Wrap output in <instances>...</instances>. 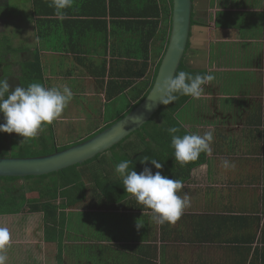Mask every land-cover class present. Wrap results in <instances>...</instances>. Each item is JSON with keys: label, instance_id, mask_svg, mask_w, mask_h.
<instances>
[{"label": "crops", "instance_id": "1", "mask_svg": "<svg viewBox=\"0 0 264 264\" xmlns=\"http://www.w3.org/2000/svg\"><path fill=\"white\" fill-rule=\"evenodd\" d=\"M169 2L71 0L61 18L53 0H0V78L12 89L22 86L24 64L39 62L43 86L70 87L71 101L80 102L75 109L83 110L82 118L72 116L71 121L89 122L86 136L94 134L102 129L106 107L126 112L135 92L149 87ZM215 2L194 1L197 23L185 60L191 71L214 79L178 115L190 134H214L211 151L202 152L186 173L183 166L195 162L182 164L173 158L175 172L170 168L165 174L182 180L178 194L190 197L180 219L158 224L152 210L132 194L100 208L98 181L103 188L122 180L115 158L124 150L108 151L85 166L88 176L97 174L92 182L85 180L91 185L88 196L64 211L49 232V242L42 213L0 216V227L10 234L3 250L7 264H264V0ZM110 83L115 85L112 91L123 89L116 100L107 98ZM69 113L65 108L55 121L58 126L52 125L56 141L57 135L68 133L64 114ZM135 152L127 151L133 160ZM224 160L235 167L225 169ZM164 167L157 170L162 175ZM36 215H41L43 237L36 232L38 224L30 221ZM137 222L144 226L137 229Z\"/></svg>", "mask_w": 264, "mask_h": 264}, {"label": "trees", "instance_id": "2", "mask_svg": "<svg viewBox=\"0 0 264 264\" xmlns=\"http://www.w3.org/2000/svg\"><path fill=\"white\" fill-rule=\"evenodd\" d=\"M166 1L167 0H161L163 6L166 5ZM167 5L169 7L164 8L167 25L165 26V30L161 29L160 31L161 45L156 40L155 51L157 52L158 62L155 70V75L151 78V83L149 87L145 85L139 92H135V96L131 98L133 105L128 109V111L123 112V110H121V107H119L118 109H114L113 105L106 107L101 117V130L94 134L88 135V138H78L73 142H69L68 144L66 143L63 147L60 148H58L57 146V142L55 140V133L51 124L46 125L43 129V131L45 132L46 127H50L48 135L43 134L42 136H40L41 134H37L34 139L23 140V137L19 135L16 138L10 139L8 135L6 136V134L8 133L0 132V157H36L42 155H49L56 151H63L65 149H68L69 147H72L74 145L82 143L83 141L88 140L97 133L112 126L114 123L118 122L123 117H125L135 107H137L148 96L149 92L151 91L155 82L159 66L161 64V60L165 54L168 45L172 22V0H170ZM162 22L164 23V20ZM196 23L197 22L194 20L193 13L192 27ZM190 48L191 43L189 42L185 59L183 60L179 71H185L193 75L207 74L206 72L191 71L186 65L185 60ZM37 63L38 64H36V62L24 64L21 77L22 87H27L30 83L33 82H39L44 85L41 64L39 62ZM144 66L148 68L147 64H144ZM138 77H144V75ZM131 85L132 83H129V86ZM113 86H115L113 83L108 84V91L111 89V87L114 88ZM122 90L123 89H120L118 91L110 90L109 92H107V98L109 100L118 99L121 95H123ZM191 98L192 97L190 96H179V98L175 102L169 105H163L158 111V113L147 124H145L141 129H139L135 133L131 134L120 144L113 147L110 152L114 153L117 149H120L119 147H122V149L124 150L122 154L116 156V162L120 163L124 160H131L132 164L130 165V168L134 167V170H136L138 173L141 172L145 166L151 168L152 172L155 173L157 169H155V167L151 165L150 161L144 165L140 163L141 158H143L144 156H148L152 159H157L158 162L162 163V165L165 166L163 169V175H165L170 168H173L175 172V168L173 166L174 151L171 146V139L172 135H178L182 137L185 134H190L189 131L185 130L184 127L178 121V115L180 111L184 108V106L191 100ZM171 127L179 128V132L170 135L168 129ZM128 150L132 152L136 151L135 154L138 153V156L136 155L137 159L133 160L131 157H129L127 153ZM99 158L100 155L94 158L93 160L86 162L83 165H76L68 169L42 177H26L23 179L13 177H0V216L18 215L21 213H42L44 216V225L46 227L45 239L47 240V242H49V232H51L54 227H57L60 217L64 213V211H66L67 209H73L78 207L80 203H82L87 198L89 187L91 185H88L85 180L88 178L90 179L89 181L92 182L94 175L97 174L88 176L85 172V166L89 165L90 163H94ZM194 162L195 163L193 164H187L188 168L183 166V171L185 173L186 171H190L198 163L196 161ZM176 172L181 173L182 171ZM50 177H52L53 180L52 182L48 181L47 186L42 187L41 184L38 185L39 181L43 179H48ZM19 180H24V182H32L33 180H35V182L32 183V185H24L22 188L14 187L13 183ZM105 186L106 187L102 188L100 185V181H98L97 189L95 190V192H98L100 190L98 194L103 199V204L99 206L100 208L109 207L106 205V203H111L112 205H114L116 202H118L119 200L122 201L125 197L128 196V194H130L127 193L125 188L123 187L122 180H120L118 185L114 182H109ZM42 190L44 192H41ZM36 191H39L40 193V201L33 202V204H28L29 201L27 200L26 195L28 193H34ZM91 200V203H93V196ZM91 206L92 208L96 207L95 205Z\"/></svg>", "mask_w": 264, "mask_h": 264}, {"label": "clouds", "instance_id": "3", "mask_svg": "<svg viewBox=\"0 0 264 264\" xmlns=\"http://www.w3.org/2000/svg\"><path fill=\"white\" fill-rule=\"evenodd\" d=\"M71 0H53L52 6L56 14L63 17V9L70 7ZM212 74H196L185 71L166 76L155 86V93L159 97L158 103L169 105L179 96H190L199 99L205 94V86L213 81ZM73 99V92L67 85L62 88L45 87L39 82L30 83L27 87L11 88L7 79H0V132L16 133L25 139H34L43 131L46 125L61 117V114ZM146 108L151 110L152 106ZM169 134L179 132V128L171 127ZM214 139L212 132L185 134L182 137L172 135L171 146L174 149L175 161L182 164L198 159L202 152H210V145ZM151 163L155 169H162V163L157 159L144 156L140 159L142 165ZM131 160H124L116 165L115 171L122 177L123 187L132 194L138 203L143 204L153 212L152 219L158 224L175 223L180 219L184 210L190 206L187 193L179 195L184 183L179 179H170L162 175L161 171L152 172L145 166L141 172L130 168ZM223 167H235L228 160L223 161ZM136 224L137 229L142 228ZM10 244V234L6 227H0V264H7L8 257L3 250Z\"/></svg>", "mask_w": 264, "mask_h": 264}, {"label": "water", "instance_id": "4", "mask_svg": "<svg viewBox=\"0 0 264 264\" xmlns=\"http://www.w3.org/2000/svg\"><path fill=\"white\" fill-rule=\"evenodd\" d=\"M193 0H172L171 32L154 85L148 96L131 112L90 139L63 151L36 157H0V177H42L85 164L110 151L147 124L161 109L155 86L166 76L178 73L191 38ZM151 105V110L146 108Z\"/></svg>", "mask_w": 264, "mask_h": 264}, {"label": "rangeland", "instance_id": "5", "mask_svg": "<svg viewBox=\"0 0 264 264\" xmlns=\"http://www.w3.org/2000/svg\"><path fill=\"white\" fill-rule=\"evenodd\" d=\"M197 1H199V0H197ZM215 4L217 5V0H216ZM215 7H213V8H215ZM196 19H198V17H196ZM1 61L2 60H1V57H0V64H1ZM2 70H4V69H2ZM0 79H5V78L2 77ZM80 99H82V101H83L84 98H81L80 97ZM85 101H86V105H88L89 103L87 102V99ZM76 105H80V102H78V99H76L75 101H71L68 104V106L66 107L67 113L71 112L69 114H64V115H67L68 118H69L68 124H67V127H66L68 133H64V134H61V135H57L58 138H57V141L56 142H57L58 148L63 147L66 143L68 144L69 142H73L74 140H76L78 138H82V137L86 136L90 132L89 122L88 123H85V122H76L75 123V120H73L74 122L71 121L73 119L72 116H75L76 118H82L81 115H82L83 110L82 109L76 110L75 109ZM88 107H90V105ZM77 108H78V106H77ZM69 109H71V111H68ZM55 121H53L51 123V126L53 125V123H55V127L58 126V123H56ZM3 122H4L3 115L0 114V123H3ZM65 125L66 124H64L63 127ZM52 127L54 128V126H52ZM46 129H47V127H46ZM41 132L38 133V134H41L40 136H42L43 134H45V135H48L49 134V132L47 133L46 131L45 132L44 131H41ZM7 135L9 136L10 139L16 138L18 136V134H16V133H10V134L8 133V134H6V136ZM119 148L122 149V147H119ZM108 156H109V154H108ZM52 180H53V178L50 177L48 179H43V180L39 181V183L38 182L37 183H38V185L41 184L42 187H44V186H47L48 185V183H47L48 181L49 182H52ZM89 180L90 179H88V178L86 179V181L91 182ZM34 182H35V180H33L32 182L17 181L16 183H13V186L16 187V188H19L21 186V183H24L26 185H31ZM41 192H44V191L42 190ZM29 194H30L31 197L27 199L29 201L28 204H33V202H37V201H39L41 199L40 193H29ZM40 216L39 215H36V217L33 218V219H31L30 221L35 222V224H38L39 227H38V229H37L36 232H38L40 230V233H39L40 234V237H43V228H42L43 223L41 222V217ZM37 221H39V222H37ZM21 222L23 223V221H21L20 219H17V223H20L21 224ZM32 232H34L32 235L35 236V229H33ZM15 233H18V232H15ZM25 234L27 235L25 237V239H24L26 241L28 239L29 232H26ZM38 239H39V237H37V241H38Z\"/></svg>", "mask_w": 264, "mask_h": 264}]
</instances>
